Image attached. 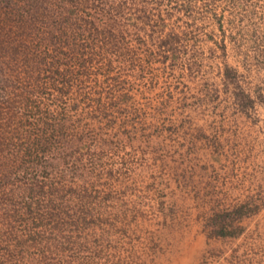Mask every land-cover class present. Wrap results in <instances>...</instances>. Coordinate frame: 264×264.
Segmentation results:
<instances>
[{"label":"rangeland","instance_id":"374dc122","mask_svg":"<svg viewBox=\"0 0 264 264\" xmlns=\"http://www.w3.org/2000/svg\"><path fill=\"white\" fill-rule=\"evenodd\" d=\"M180 258L264 264V0H0V264Z\"/></svg>","mask_w":264,"mask_h":264},{"label":"trees","instance_id":"16d2710c","mask_svg":"<svg viewBox=\"0 0 264 264\" xmlns=\"http://www.w3.org/2000/svg\"><path fill=\"white\" fill-rule=\"evenodd\" d=\"M163 42V41H162ZM166 41H164L163 43H165ZM225 73H226V76H231V77H233V76H235V71L234 70H232L231 68H226V70H225ZM216 222V221H215ZM214 222V223H215ZM217 223V222H216ZM219 230H221V228L219 229ZM219 230H218V232H219ZM222 232H220L219 234H221Z\"/></svg>","mask_w":264,"mask_h":264},{"label":"crops","instance_id":"0c3cea01","mask_svg":"<svg viewBox=\"0 0 264 264\" xmlns=\"http://www.w3.org/2000/svg\"><path fill=\"white\" fill-rule=\"evenodd\" d=\"M194 262L190 261V260H185L184 259H179V260H176L174 262H172V264H193ZM171 264V263H170Z\"/></svg>","mask_w":264,"mask_h":264}]
</instances>
